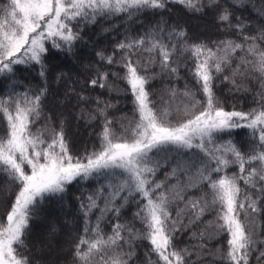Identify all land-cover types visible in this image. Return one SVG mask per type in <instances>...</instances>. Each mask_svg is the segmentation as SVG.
<instances>
[{"label": "snow or ice", "instance_id": "6c2138e0", "mask_svg": "<svg viewBox=\"0 0 264 264\" xmlns=\"http://www.w3.org/2000/svg\"><path fill=\"white\" fill-rule=\"evenodd\" d=\"M249 2L6 0L0 5V76L11 84L0 95L5 177L0 264H63L65 253L70 264H138L141 246L147 248L142 264H205L207 256L213 264H250L253 257L264 264V24L235 13ZM174 6L187 16H211L222 38L192 35L181 16L173 18ZM258 14L264 19V0ZM147 17L155 22L145 27ZM97 22L103 33L121 26L125 31L111 52L94 53L96 62L85 66L82 79L49 63L51 51L74 62L83 29ZM137 24L142 31L131 27ZM16 66L35 72L39 83L16 91L25 87L16 79ZM181 68L197 88L166 89L170 99L186 100L173 123L171 105L158 108L149 86L158 77L179 80ZM217 80L230 84L229 91L251 94L254 106L226 110L214 91ZM54 84L65 85L62 98ZM97 89L131 95L133 118L127 127L121 123L123 134H116L118 121L109 115L116 104L93 95ZM68 105L74 120L99 123L98 147L71 152ZM237 129L248 130L245 150L232 138ZM171 152L177 156L157 180L168 165L167 156L161 161L159 155ZM73 184L82 186L69 219L64 209ZM53 202L60 218L44 211ZM131 203L136 211L124 220L122 210ZM33 225L40 226L34 236ZM181 234L190 243L178 248ZM221 237L222 245L209 247Z\"/></svg>", "mask_w": 264, "mask_h": 264}, {"label": "trees", "instance_id": "16d2710c", "mask_svg": "<svg viewBox=\"0 0 264 264\" xmlns=\"http://www.w3.org/2000/svg\"><path fill=\"white\" fill-rule=\"evenodd\" d=\"M6 0H0V5L5 4ZM261 6V0H250L249 6L244 8H237L235 9V13L238 16H242L245 20L251 21L253 25L264 24V19L258 14L259 9ZM175 11L173 12V18L175 16H181L182 22L186 23L190 33L194 36H199L201 39L205 38H222L219 33L216 32L214 25L212 23L211 16L208 17H195V16H187L182 13L179 6H174ZM149 22L154 23L155 18L147 17L143 18L144 26L146 27ZM110 22H104V26H107ZM119 23V21H117ZM134 31H142V28L139 24L131 26ZM125 28L121 26L119 31H113L111 33H103L101 30V22H97L94 25H89L85 27L82 31L83 40L78 42L77 44V58L74 62H70L67 60L62 54L57 53L55 51H51V54L48 58L49 63L53 66L58 67L59 69H63L65 71H69L70 75L73 79L77 77L83 78V75L86 73V67L89 64H95L96 57L94 53L100 49H105L108 52L112 51L114 43L123 38ZM158 70V69H157ZM180 79L179 80H170L167 77H158L157 79L153 80L149 86L150 91L153 93L152 99L156 102V106L158 108L164 107L165 102H167L170 97L166 92V89L169 87H175L178 91H182L185 88V84H187L190 88L196 89L197 85L192 80L189 72L181 68L180 69ZM16 79L18 81H22L25 87L21 88L18 87L16 91H23L26 90L28 87L35 86L39 83L38 78H36V73L25 70L23 66H16ZM119 88L123 89L126 85L121 81H116ZM71 86V81H69V85ZM54 89H58L62 98V94L65 88L63 84H54L52 85ZM232 86L227 82H221L220 80L216 81V86L214 91L216 96L222 102L223 107L226 110H239V111H248L252 108L253 100L251 94L245 93H237L234 91H229ZM11 90V84L8 80H6L3 76H0V95L6 94V92ZM102 94L104 99L112 101L116 104V107L111 109L109 115L116 121L117 123L114 124V131L117 135L123 134V128L121 127V123L125 127L128 126V120L133 118V104H132V97L131 95H125L123 92L117 94L113 92L111 94L107 93L106 91L97 89L93 95ZM181 95H177L176 97L179 98ZM163 97V99H161ZM198 98H200L198 96ZM52 103L51 97H49V105ZM69 109H71V105H68L67 108L64 109L65 116L68 120V133L71 138L70 150L74 155L81 154L85 147L89 150H92L93 147H98L99 141L97 139L98 133L101 131L99 123H94L92 125H86L83 121H76L73 119V114H70ZM127 116V120H122V117ZM175 117V116H173ZM171 118L172 122L175 121L174 118ZM79 131L78 133L75 131ZM228 135L225 134L223 139H228ZM232 138L234 142L241 148V150H245L248 146V130L247 129H237L234 130L232 133ZM192 154L201 155L198 150L193 149ZM167 156L168 165L161 168V170L157 173L156 179L163 180L165 176V172L169 170V166L172 162V159L177 156L176 153L171 152L161 153L159 155V159L164 161ZM229 171H236L233 167L229 169ZM5 177L3 174H0V186L3 185ZM174 182V181H171ZM82 185L73 184L69 186V193L67 198V207L64 209L65 212L69 213V219H72V215L76 211V202L73 199L75 195L78 194L79 189ZM91 185H89L90 187ZM18 191V188L13 189L11 193L8 194L7 204L10 205L11 201L14 199L15 192ZM2 195H0V199H2ZM46 214L54 213L58 218H60L61 213L58 205L56 203H49L45 206L44 209ZM136 211V205L134 203L129 204L124 210H122V218L124 220H131L133 213ZM5 212V205L0 204V219L3 218ZM205 220L212 219L211 215H206L204 217ZM137 227H140L137 224ZM40 230L39 225H33V236ZM105 231H110V226H105ZM32 237H30L31 239ZM190 243L187 234L179 235L178 239L176 240V246L178 248H183ZM194 243V241L192 242ZM224 243L223 237L219 240H211L209 243L210 248H216L218 245H222ZM146 245L147 242H144ZM147 250L145 246H141L137 249V255L140 258L138 264H142L144 259V252ZM195 259V257H193ZM71 256L70 253H65L63 258V264H70ZM205 264H213L212 257L207 256L204 258ZM215 264H220L219 261H216ZM250 264H256L255 258L250 261Z\"/></svg>", "mask_w": 264, "mask_h": 264}, {"label": "rangeland", "instance_id": "374dc122", "mask_svg": "<svg viewBox=\"0 0 264 264\" xmlns=\"http://www.w3.org/2000/svg\"><path fill=\"white\" fill-rule=\"evenodd\" d=\"M170 105H171V110H172V115L171 116H169V119L171 120V118L173 117V116H176V109L177 108H180V109H183V107H184V105H185V103H186V100H185V98L181 95L179 98H177V97H175V98H172V99H169L168 101H167ZM165 106V105H164ZM173 123H175V121H173ZM75 131L78 133L79 131H77V129H75ZM53 214H55V212L54 213H49L48 215H53Z\"/></svg>", "mask_w": 264, "mask_h": 264}]
</instances>
